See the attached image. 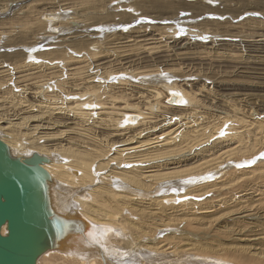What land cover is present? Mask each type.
I'll use <instances>...</instances> for the list:
<instances>
[{
    "label": "bare ground",
    "instance_id": "bare-ground-1",
    "mask_svg": "<svg viewBox=\"0 0 264 264\" xmlns=\"http://www.w3.org/2000/svg\"><path fill=\"white\" fill-rule=\"evenodd\" d=\"M18 1L20 0H13L12 5ZM1 32L4 30H1L0 34ZM27 51L22 61H13V65L2 70L4 73L0 74L1 101L10 108L16 110L20 108L19 112L11 113L14 117L11 114L6 116L7 112L0 113V120L6 122V126L0 124V128L5 129V133L0 136L11 146L15 154L26 155L21 151L31 148L50 158V161L44 162L43 166L53 179L51 189L55 207L74 214L82 220L74 231L72 242L69 241L65 249L46 251L37 264H56V262L58 264H131L129 262L140 264V260L151 262L152 257L148 249L132 251L125 247L121 249L117 245L116 242L124 245V242L128 241L125 235L117 237L122 232L118 230V226L137 225L145 221L141 215L152 218L156 216L161 220L157 221L158 223H166L164 221L166 214L178 215L177 219L180 222L184 219L189 225H200L206 217L223 218L228 212L243 209L242 205L244 206L246 198L242 197L244 200L238 201L240 206L238 207V204L234 202L232 205L231 202L234 194L228 193L231 185L245 175L246 171L238 166L242 170H238L240 174L235 176L231 174L235 169L230 165L226 167L225 164L229 160L242 164L243 162L235 157L249 158L264 147V114L261 118L236 116L231 120L233 123L227 126L228 136L221 138L218 135L221 126L229 124L233 115H219L215 121L213 119L209 123L200 121L199 116L195 115L185 120L181 119L182 116H177L176 121L174 119L176 117H166L164 113L151 117L150 114L165 105L183 107L186 112L192 110L191 113L196 111V107H190L198 100L196 92L182 85L176 83L164 85L167 86L165 105L160 101L164 90L156 86L150 90V96L137 92L138 98L142 100L130 102L132 98L136 99L132 89L125 93L120 89L122 92L118 93L119 85L115 82L107 83L100 80L92 83L94 79L91 81L79 79L81 83L72 84L71 79H62V75L58 76L53 69L59 67V72L64 73L66 66L61 64L54 66L50 60L47 63L44 60L43 63H38L31 60L32 53L28 55ZM92 53L94 56L95 53ZM69 57L67 53L64 60ZM98 61H95L97 63L94 65L96 72H99V75L102 73L103 77L107 78L111 70L106 72V67L103 66L106 62ZM0 66V68L6 67L2 64ZM8 81L12 83L8 84ZM51 81L57 83L50 84ZM48 85L51 87L48 88ZM77 90L79 91L76 92ZM30 91H33L34 95ZM73 93L81 97L73 100L65 95ZM150 97L152 101L148 99ZM182 100H186L188 104L180 105ZM118 101L121 102L119 103L121 108L117 107ZM0 106L2 107L1 104ZM4 107L6 108V105ZM163 119L167 121L163 122ZM71 124H75L76 127L69 128ZM253 125L260 129L254 136L248 128ZM70 130L74 131V134L69 133L73 136L64 137ZM113 135L117 140L110 138ZM250 136L253 141L250 140ZM226 138L228 139L226 146L219 144L218 149L213 148L215 142L220 143ZM256 164L247 171L250 172L249 174L256 170L260 171V174L264 172V161L263 165ZM102 170L108 173L101 174L100 178L96 177L97 172L101 173ZM71 186L87 189L86 193L90 198H71L74 191ZM219 189L225 193L222 192L219 198H213V195H216L214 191ZM256 192L261 193V197L254 200L263 202L264 188L255 187L251 193ZM207 194L211 196H206ZM216 209H223V213L218 215V210L209 214ZM241 209L239 213L246 211ZM134 212L139 216L130 218V213ZM2 231L5 232V226ZM142 235L141 233L140 236ZM158 237L159 234L157 236L156 230L152 228L147 241L153 243L149 245L156 246L159 242L164 250L173 248L171 241L166 242L165 238L159 241ZM223 242L220 244L223 245ZM186 246H188L187 250L196 253L215 252L212 249L215 246L210 248L199 240L188 242ZM225 247H227L226 243ZM126 254L128 257L125 256ZM124 256L129 260L123 261L124 263L119 262ZM173 259L177 261L172 264H208V258L204 255L185 254Z\"/></svg>",
    "mask_w": 264,
    "mask_h": 264
},
{
    "label": "rangeland",
    "instance_id": "rangeland-1",
    "mask_svg": "<svg viewBox=\"0 0 264 264\" xmlns=\"http://www.w3.org/2000/svg\"><path fill=\"white\" fill-rule=\"evenodd\" d=\"M12 1L0 0V31L4 30L0 34V65H6L0 68L1 75L4 73L2 70L13 65V61H22L23 55L29 50L27 54L32 53L31 60L38 63L50 60L54 66H66L64 73L59 72V67L53 69L58 76L62 75V79H71L72 84L81 83L79 79H94L92 83L100 80L115 82L119 85L118 93L130 92L132 89L136 99L128 94L132 98L130 102L142 100L138 98L139 94L148 95L156 86L164 90L160 101L165 105L167 86L164 85L176 83L196 92L198 100L190 105L196 107V111L191 113L192 110L186 112L183 107L165 105L166 108H157L155 113L150 114L151 117L164 113L166 117H176V121L177 116H182L181 119L185 120L195 115L199 116L200 121L209 123L219 115H233L229 124L221 126L218 132L221 138L228 136L227 126L233 123L231 120L236 116L261 118L264 114V0H20L13 5ZM48 15L51 17L47 18ZM66 52L70 57L64 60ZM92 52L95 53L94 56ZM97 60L108 64L104 63L103 66L106 67V72L111 70L110 76L108 74L104 78L102 73L99 75L96 72L94 65ZM10 83L12 81H8ZM53 83L57 82L51 81L50 84ZM49 87L51 86L48 85ZM33 91L30 93L33 94ZM65 95L73 100L81 97L76 93ZM148 99L153 100L151 97ZM2 102L0 99V113L7 112L6 116H10L11 113L20 111V108L16 110ZM119 103L121 102L118 101L117 107L121 108ZM187 104L186 100L180 103ZM5 123L0 120L2 126H6ZM71 127L76 125H69ZM248 128L252 136L260 131L254 125ZM71 132L74 134L70 130L64 137L73 136L69 134ZM2 133H5L3 127L0 128V134ZM110 138L117 140L115 135ZM227 140L215 142L213 148L226 146ZM26 143L24 138V144ZM32 151L34 150L28 148L21 153L29 154ZM263 156L264 147L249 158L235 157L242 164L230 160L225 164L226 167L230 165L235 169L232 175L240 174L238 170L242 169L239 168L246 171L238 179L240 181L231 185L228 193L234 194L232 199L237 200H232V205L246 198L244 206L242 205L246 210L243 214L239 213V208L228 212L223 218L206 217L200 225H189L184 219L180 222L178 215L174 214L165 215L166 223H158L161 220L156 216L152 218L141 215L145 221L137 225L118 226V230L122 232L117 237L125 235L128 241L124 243L129 247L116 242L117 245L121 249L125 247L132 251L148 249L151 262L140 260V264H172L177 261L173 257L185 254L204 255L208 258V264H264V201L254 200L261 197V193H251L255 187L264 188V172H247L256 163L263 165ZM103 171L97 172L96 177L100 178L101 174L108 173ZM70 188L74 190L73 193L71 191V198H90L87 196V189L79 186ZM219 190L214 191L216 195L213 198H219L222 192L225 193L222 189ZM218 210V215L223 213V209H216L209 214ZM136 214L130 213L129 217L137 218L139 215ZM210 218L215 220L211 221ZM152 228L156 230L157 236L159 234L157 240L165 238L164 241H171L173 248L164 250L159 242L156 246H150L153 242H148L147 239ZM195 240L210 248L215 246L212 248L215 252L202 254L187 250V243ZM125 256L128 257L127 254ZM125 256L119 262L129 260ZM211 259L215 261L212 262Z\"/></svg>",
    "mask_w": 264,
    "mask_h": 264
},
{
    "label": "water",
    "instance_id": "water-1",
    "mask_svg": "<svg viewBox=\"0 0 264 264\" xmlns=\"http://www.w3.org/2000/svg\"><path fill=\"white\" fill-rule=\"evenodd\" d=\"M48 161L38 151L15 154L0 136V264H37L46 251L65 249L82 223L55 207Z\"/></svg>",
    "mask_w": 264,
    "mask_h": 264
},
{
    "label": "snow or ice",
    "instance_id": "snow-or-ice-1",
    "mask_svg": "<svg viewBox=\"0 0 264 264\" xmlns=\"http://www.w3.org/2000/svg\"><path fill=\"white\" fill-rule=\"evenodd\" d=\"M128 167H130V165H128Z\"/></svg>",
    "mask_w": 264,
    "mask_h": 264
}]
</instances>
